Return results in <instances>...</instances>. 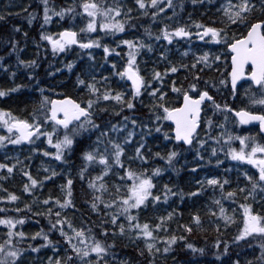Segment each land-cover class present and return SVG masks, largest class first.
Listing matches in <instances>:
<instances>
[{
	"label": "snow or ice",
	"instance_id": "obj_1",
	"mask_svg": "<svg viewBox=\"0 0 264 264\" xmlns=\"http://www.w3.org/2000/svg\"><path fill=\"white\" fill-rule=\"evenodd\" d=\"M40 2L43 4V22L41 28H43L44 25L53 22L52 16L59 18L55 21L59 24L60 20L65 19L66 15L70 14L73 17L76 15L73 7L62 8L57 12L55 9H50L48 0H40ZM135 3L141 9L146 7V0H135ZM193 3H195V0H193ZM150 5L155 6L159 12H163L164 8H168L172 5V0H167V3L164 4L163 8L159 7V0H150ZM80 7H82L83 12L87 13L88 20L86 26L79 29V31L94 32L97 27L103 30H111L113 33L124 31L125 24L121 22L120 19H111L112 16H118L121 13L123 10L122 5L116 4L115 6L106 7L103 5L102 0L101 3H97L96 0H82ZM256 9H259L261 13H264V0H238V3L236 4H233L232 0H228V6L224 8L223 12L226 19L222 20L221 27L205 25L199 21H194L193 23L197 29H199V31L194 34L189 30L191 27L190 25L181 24L177 21V26L175 27L165 24L158 33L148 31V35H155L157 41L161 39V36L169 42H172L174 37L195 38L200 41H204L206 37H210L212 41L223 43L226 45L227 49L230 50L227 53V55L230 56V71L225 74L224 78L219 79L218 83L214 82L212 86L218 90L221 86H226L230 94L234 97L237 96L238 93H241V90L243 89V95L248 97L249 104L260 105L262 110L255 111L250 110L247 107H239L237 109L227 102L220 104L214 100L212 95H210L207 87L202 88L200 86V73L204 68H212L216 61L221 60L220 55H213L208 51H204L202 54H198L191 62V66H189L188 63H173L172 61L167 60L165 52H160V58L166 60L169 66L164 69L163 73L153 68L150 78L146 79L139 71L136 57L138 51L142 48H147L151 51V44H145L139 37H136L135 41L133 39H120L116 42V45L113 46L102 44L99 36L82 39L78 37L77 30L71 26L72 21H69V26L62 27L58 33L40 31V39L42 41H48L54 55L66 50V48L72 45H79L81 49H91L93 46L103 47L104 55L107 58L110 52H116V47L118 45H126L128 48L127 61L121 69L116 72V75L121 78L126 77L127 80L131 81V96L126 98L122 91H113L111 87H107L103 92H100V89L96 86L95 77L86 82L79 74H77V83L80 85H86L90 90V94L86 101L78 102L76 99L67 95L62 99L42 96L39 109L33 110L31 120L16 118L11 112L0 108V121L3 122L8 133L12 134L11 136L0 135V146H3L5 141L9 144L17 145L20 144L21 141L32 142L36 138L46 136L47 143L50 145L54 144L56 151L49 152L44 151L43 149L39 150L43 151L45 156H54L57 160H64V151L66 149L73 153L76 151L73 147L74 143H79L74 140L76 136H79L88 128H99V125L91 119V109L95 104L100 101H108L111 99L119 103L122 108L126 107L127 109L132 110L135 108L134 99L140 97L142 91L148 90V87L152 85L154 80L163 84L164 77L169 73L176 74L178 69L186 70V75L183 79L188 81L187 87H184L183 84L177 85L174 77L171 81L170 87L171 90L177 94L178 100L182 96V103H179L176 107L169 106L166 102V92L162 88L151 87L149 92V95L155 100L154 107L157 110L154 115V120L156 121L154 130L157 133H162L165 140L171 139L189 146H192L194 141L197 145H205V139H197L198 125L201 122V105L202 103L206 105L209 102H211L214 110L223 111L225 113H235V117L238 118L239 123L248 124L252 121L258 122L260 131L264 132V19L249 18L250 14ZM127 11H131V9H128ZM98 15L100 17L99 22L97 20ZM156 15L157 12L152 13L153 17H156ZM34 16V12L28 13L27 18L29 24L32 23ZM3 18V15H0V19ZM126 19L130 20L131 17H127ZM229 25L234 28H243L245 34H237L236 32H233L230 36L228 29ZM13 28L16 31H20V25H14ZM26 35L27 33H25V36ZM10 43L12 45L10 52L17 53L15 58L17 65H24L25 67L29 65L37 66V61L35 59H21L17 48V41L15 39H12ZM186 52L187 50H185V54ZM88 55L90 57L92 56L91 51L88 52ZM3 59L4 57L0 56V61ZM110 62L112 63L113 71H115V61ZM65 66L68 69H72L73 62L69 61ZM8 67V64H0V68L2 69H8ZM198 68L199 70H197ZM55 71H59V69H55ZM189 74L191 75L190 80L188 79ZM9 75L15 76L16 73L12 71ZM28 75L34 77V73L32 72H29ZM49 75H51V73H49ZM100 79L105 80L107 83V77L102 76ZM205 84H207V81H205ZM21 87L22 85L15 84L14 88H0V97H4L9 92H13ZM37 90L42 93L44 88L41 86ZM104 110L105 109L101 108V111ZM5 113H7V116L9 117L8 119L5 118ZM82 117L83 119H81ZM227 118V114H225V121H227ZM122 119L127 121L130 117L124 116ZM165 120L173 121L175 127L165 130V128L162 127ZM46 121L52 122L50 131L44 130L43 126ZM131 123L135 125L137 124V120L132 119ZM207 124H212L211 118H208ZM219 126L221 125H218V127ZM142 127L147 129L149 125L143 124ZM119 128H126V125L123 123L111 125V130L118 131ZM108 131L109 129L105 128L101 131L100 135L96 136L95 143L97 146L95 148L85 150L81 153L86 162L85 166H87V163L98 162L103 169L99 174L88 180V186L93 189L94 193L97 188L106 189L105 183L101 181V183L97 184L95 181H100L101 177L105 176V174L111 170L113 165H120L123 167L121 156L122 153L125 152V149L122 147V144L125 141L131 140L133 137V132L127 131L124 141L117 142L115 139L109 138L108 143L112 145L113 148V151L111 152L112 161L110 163L107 146L105 147L104 152L99 151V144L102 143L101 137L107 136ZM61 132L63 133L62 135ZM205 135H207V133H205ZM219 135L228 142L233 139L239 140L241 145L239 149L230 147L227 151V155L230 156L232 160L241 162L246 161L248 164L254 165L258 170V175H249L247 171H243V176L251 185V191H248V195L244 197V200L247 201L250 196H253L257 188L264 191V144L256 143L254 138L246 136L234 137L232 134L226 132H221ZM12 136H15V139H12ZM210 138L212 140H218L216 136ZM250 139L252 142L248 144ZM246 145L248 146L246 147ZM144 148L145 144L141 137V141L134 149L136 158L141 161L149 159V157L144 155V152L142 151ZM36 150L37 149L35 148L33 149V151ZM210 151L212 155L215 156L217 148L212 147ZM220 151H224L223 147L220 148ZM153 155L157 157L162 156L160 152H155ZM176 156V150H169L162 158L171 164L173 158ZM196 156H200L199 150L196 151ZM201 159H203V157H201ZM15 163L19 164L20 161L17 160ZM220 163L221 161L217 159L216 164L219 165ZM13 167V164L0 162V169H6L8 173L13 172ZM198 167L199 165L197 164L192 170L195 171ZM21 170L23 175L27 177V182L23 184L24 192H32L36 186L43 187V181L49 180L50 177H55L57 175L55 170H49V175H45L38 180L33 177L29 171L23 168ZM84 171V168L79 169L81 179L84 178ZM161 171L162 169L159 166L152 169L141 168L140 171H135L130 166L125 167L122 175L131 178L132 183L127 185L124 194H121L122 186L120 184H115L114 188L116 190V195L114 199L103 201L100 196H95L90 202L93 211H99L97 205L101 202L105 204V208H112L115 206L114 212L102 213L103 216L108 217L110 220L109 226H105V220L100 221L101 231L103 233L111 231L113 235H116L117 233L124 235L127 230L128 234L131 235L134 231L135 237L145 239V247L148 253L153 256L161 251L159 247H156L155 242L157 239L165 242L163 246L164 253H169L171 246L178 239L185 240L183 235L177 236L175 232L170 235L157 237L154 235L153 230L150 229L148 222L141 223L139 221L137 213L144 210L141 206L146 207L149 198H151L150 202L155 205L157 201L163 200L167 202L169 197L178 194L172 191V186L169 184L163 185L162 192H154L155 183L153 177ZM117 174L121 175V173ZM196 183L200 184L201 182L196 181ZM206 183L208 185L218 186L221 191H223L225 184H227L228 181L226 178L221 179L220 177L213 175L206 178ZM72 184L73 179L69 175L66 178V181L61 185L62 189L66 190L62 199L52 195L43 199V204L47 205L49 204V201H53V206H58L60 209L55 211V213H53L51 207L47 209L49 224L51 225L47 231L43 228L31 233H28L23 229L17 230L16 225H23L26 219L25 216H20L18 219L11 216H0V225L7 226V238L3 243H0V264H31V262L26 259L31 253L39 252L41 248L46 245L52 246L53 250H55V248L59 246V242L53 241L50 238V233L53 231H58L60 233L63 241L67 243V246L71 251L66 252L64 259H61L59 255L48 257L49 264H77V261L79 264H109L107 255L115 241L113 240L105 244L103 240L97 238V236L92 233L91 229L85 230L84 228H77L73 225L70 218L62 216L61 214V210L72 205ZM246 188L247 185L239 186L237 189L229 188L224 195L227 198L232 199L236 196L237 191L243 193ZM5 191L7 190L5 189ZM201 191V187H196L192 192L185 194L181 189L180 194L194 196ZM0 200L16 201L18 200V197L15 193H9L6 196L0 195ZM215 204L220 206L218 215L223 218L226 222L224 226L227 227V224L232 223V218L225 214V208L222 206L220 199H216ZM23 207L28 211H31V207L28 203H25ZM240 207L243 209V226L238 230L235 240L243 242L244 238L249 237L252 234H260L261 236H264V216L253 211L250 203L245 202L241 204ZM133 209L136 210L135 213L132 211ZM16 211L20 212L21 209L17 208ZM211 211L212 210L209 209V212ZM175 212L176 210H173L169 211L166 216H159L158 222L152 225V229H162L167 231L166 221L170 220L175 215ZM117 214L122 215L124 220L118 219ZM34 215L39 216L43 215V213L37 212L34 213ZM53 216L55 219H53ZM65 224L67 225V228H65ZM193 224L197 228L203 230L201 216L198 213H192L191 221L179 225V227L190 233L193 231ZM219 228L220 225L217 223V231H219ZM29 236L30 239L27 241V248L18 247L13 244V237L24 239ZM37 238H42L43 243L33 244L32 241H35ZM213 244L217 249L222 247V251L218 250L212 253V255L216 257L217 264H225V260L227 261V264H241V261L238 258H233L230 253L228 242H222L217 238L213 241ZM6 247L7 251H4ZM186 247L193 252H204V248L197 249L192 243H187ZM260 248L261 255L256 259L260 261L261 264H264V243H261ZM137 251H139V249ZM90 253L95 254V261L90 257ZM141 255H143L142 252ZM222 257L225 259H221ZM120 264H127V261H121ZM149 264H154V262L149 261ZM191 264H194V262H191ZM247 264H252V261H247Z\"/></svg>",
	"mask_w": 264,
	"mask_h": 264
},
{
	"label": "rangeland",
	"instance_id": "obj_2",
	"mask_svg": "<svg viewBox=\"0 0 264 264\" xmlns=\"http://www.w3.org/2000/svg\"><path fill=\"white\" fill-rule=\"evenodd\" d=\"M31 1V0H29ZM77 4H74V11L76 15L73 17L71 15H67V17L64 19L63 22H59L57 24L56 16H52V23H49L47 25H44L43 28L38 29V31H46L48 33H58L62 27L69 26V21H72L71 26L77 30L78 37L82 39H88V38H95L99 36L101 38L102 44H109L110 46L116 45V42L120 39H133L135 41L136 37H139L145 44H151L152 50L149 51L147 48H142L138 51L136 61L139 68V71L141 75L145 76L146 79L150 78V74L153 68L161 71L163 73L164 69L168 67L166 60H162L159 56L160 52H165L167 60L172 61L173 63H188L189 66H191V62L196 58L198 54H202L204 51H208L210 54L213 55H220L221 60L216 61L212 68H204L202 72H206V74H212L211 72L214 70V72L217 70H224V64L226 62V58L228 57L227 53V47L223 43H217L216 41H212L210 37H206L204 41H200L195 38H176L174 37L172 42H169L165 40L162 36L159 41L155 39V35L149 36L148 31H151L152 33H158L159 30L165 25L168 24L171 27L177 26V21L181 24L190 25L189 28L190 31H192L194 34L199 31L194 21L201 22L202 19H194L189 20V15H192L194 13H197L198 11L201 12L199 9L200 5L202 4V0H195V3H193V0H183L181 3L178 4L177 0H172V5L168 8H164L163 12H159L155 6L150 5V0H146V7L144 9L139 8V6L135 3V0H102L104 6H115L116 4L122 5L123 10L118 16H112L111 19H120L121 22L125 24V28L123 32H115L113 33L111 30H103L97 29L94 32H81L79 29L84 28L87 24L88 15L87 13L83 12L82 7H80L82 0H76ZM213 4L217 6V9L220 12V15L222 17V20H225L226 17L223 15L224 8L228 6V0H212ZM9 2V3H8ZM97 3H101V0H96ZM167 3V0H159V7L163 8L164 4ZM233 4L238 3V0H232ZM15 12V8L18 6L17 2L14 0L12 1H4L3 4L0 5V10L5 8L7 10V7ZM198 6L197 12L194 11L195 7ZM18 9V8H17ZM20 9V7H19ZM25 9L24 6H21V9L19 12H23ZM50 9H55L57 12L59 11L58 7L56 5H53L50 7ZM128 9H131V11H127ZM153 12H157L156 17L152 16ZM256 12H259V9L254 10L249 18L251 16H254ZM147 13V14H144ZM185 14V15H183ZM127 17H131L130 20L126 19ZM99 15L97 17V20L99 22ZM206 19V18H203ZM135 22V23H134ZM206 22H209L211 26H214L217 24L213 20L206 19ZM29 23V22H28ZM222 26V24H220ZM26 31L30 29L29 24H24L22 26ZM232 26L229 25L228 29H231ZM147 29V31H146ZM242 28L232 29L233 31L241 30ZM231 33L229 32V35ZM231 36V35H230ZM44 42L48 43V41L43 40ZM42 45H44L42 43ZM45 47V46H44ZM73 48V47H68ZM75 48H77L80 52L72 51V61L73 66L72 69H68L66 66H63L59 71L63 70V72H71L74 70V67L78 65V72L76 74H80L81 78H83L86 82L91 80L93 77L96 78V86L100 89V92H103L105 88L111 87L113 91L120 90L124 93L125 97H130L132 94L131 87L128 86V88L124 85V82L127 83L126 78H121L120 76L116 75V72H118L121 67L126 63L127 61V52L128 48L126 45H118L116 47V52H110L108 54V57L106 58L104 55L103 47H95L93 46L91 49H81L79 45H76ZM32 49H37L35 46L32 47ZM185 50H187L185 54ZM46 51V48H45ZM66 51V50H64ZM91 51L92 56L90 57L88 55V52ZM118 53V54H117ZM19 53L21 59L23 57V54ZM16 55L17 53H13V56L8 57V59H3L0 61V64H8V69H2L0 68V88H3V85L9 84L5 89L14 88V76L9 75L10 72L14 71L16 75H18L19 72L22 71L23 66L17 65L16 63ZM229 58V57H228ZM25 59V58H24ZM110 61H115L116 63V70L113 71L112 63ZM79 63V64H78ZM27 68V67H24ZM199 70V68H198ZM15 75V76H16ZM186 75V70L184 69H178V72L176 74L169 73L167 76L164 77V82L170 84L173 77H179L177 78L178 81H176L177 85L183 84L184 87H187V80H184L183 77ZM201 75V74H200ZM24 76V75H23ZM105 76L107 77V83L105 80H101L100 77ZM202 76V75H201ZM203 77V76H202ZM188 79H191V75H188ZM204 83H201L204 87H207V90L209 92L213 91L214 93H218L222 90L221 88L218 90L217 88H214L212 85L214 83L213 80H203ZM205 81H207V84H205ZM79 87H84V89L77 94H81L83 96V101H86L88 99V96L90 94V90L86 87V85H80ZM151 87H158V88H164V83L160 84L158 81H153L152 85L148 87V90L142 91L140 94V97L134 99L135 108L132 110L127 109L126 107H121L119 103L116 101H113L109 99L108 101H100L99 103L95 104L93 108L91 109L94 116L91 117L93 122L97 123L99 125V128L92 129L88 128L87 130L83 131L79 136H84L89 141V147L87 150H90L91 148H95L97 145L95 143L96 136L100 135L101 131H103L105 128L109 129L107 136L101 137L102 143L99 144V151L104 152L105 147L108 148V155H109V162L111 163L112 157L111 152L113 151L112 145L108 143L109 138L115 139L117 142L124 141V137L127 134V131L133 132V137L131 140L125 141L122 144V147H124L125 152L122 153V160H123V167L120 165H113L111 170L105 174V176L101 177L100 181H95L97 184L105 183L106 189H99L97 188L95 190V193L93 192V189H91L88 186V180L91 177H94L95 175L99 174L103 169L101 165L98 162H91L87 163L83 158V167L85 169L84 171V178L81 179L80 175L76 178V183L80 187H83L86 191L83 192L81 196V199L84 200V205H90L88 204V201L91 202L95 196H100L103 201H110L111 199L115 198L116 190L114 188L115 184H120L121 187V194H124V190L126 189L128 184L132 183L131 178L127 176H123V170L125 167H131L135 171H140L141 168H148L152 169L157 166H159L162 171L159 174L154 175V183H155V191L154 192H161L163 191V185L168 184L170 175L172 177V174L170 173V169L173 171V168L167 164V161L163 159H157V156H154L153 154L155 152H160L161 154L167 153L169 150H172V144H174L173 140H165L163 138L162 133H157L154 130V125L156 121L154 120V115L156 114V109L154 107L155 100L153 97L149 95V92L151 90ZM255 90V89H254ZM18 89H16L13 92H9L6 96L0 97V108L6 109L8 112H12L13 116L19 119H26L31 120L33 115L34 109H39V104L42 99V96H51V94L47 95L44 91L41 93L40 91H37L35 95H33L32 98L27 99V107L30 108L31 112L27 113L26 107L17 106V103H14V97L16 95V92ZM177 95V94H176ZM53 98V97H50ZM56 98V97H54ZM177 99V96L172 97V99ZM182 98V96L180 97ZM231 101L238 104V107H247L250 110H262L260 105H252L249 104L248 97L243 95V89L241 90V93H238L237 96H232ZM5 107V108H4ZM11 108V109H8ZM101 108L105 109L104 111H101ZM97 109V110H95ZM116 109V110H114ZM151 109V110H150ZM103 113L104 115H101L100 113ZM7 113H5V118L8 119L9 117H6ZM124 116L130 117L127 121L123 120L122 118ZM227 121H225V114H222V116L219 119V122L217 126H212L211 128H208V126H205L203 131L200 133V136L198 139L203 138L206 141L205 145H195L191 146L187 149V153L190 154V167L189 170L191 171L192 168H194L195 165H199L198 168L195 169V171H191L193 175V184L196 187H201L202 191L200 193H197L196 195L192 196L191 199V205L194 206V209L197 210V205L204 208L205 213L208 214L210 217L216 218L215 224H219L220 226H224L226 223L223 218L218 215L220 206L215 204L216 199H220L222 206L225 208V214H227L230 218H232V223L227 224L232 225L234 223L235 219H238L239 222V229L243 226V209L240 207L241 204L247 202L252 205V210L259 213L261 216H264V191L257 188L253 194V196H250L247 201L244 200V197L248 195V191H251V185L246 180V178L243 176V171H247L249 175H258V170L255 168L254 165L248 164L246 161H235L232 160L230 156L227 155L226 157L223 154H220L219 160L221 163L219 165L216 164V160H210V149L212 147L220 146L223 144L224 150L228 151L230 147L239 149L241 147L240 142L238 139H233L232 141L228 142L223 139L222 136L218 137L215 133H221L226 132L229 134H232L235 136H246L250 138H254L256 143L264 144V137H261L260 134H254L253 129L244 130V132H241L240 129L237 128V123L233 119V117L230 115V113L227 114ZM132 119L137 120V124L133 125L131 123ZM51 121H46L44 124V130L50 131L51 130ZM123 123L126 125V128H119L117 130H111L112 124H119ZM215 123V122H214ZM143 124H148L149 127L147 129L143 128ZM205 124V123H204ZM167 120L163 122L162 127L166 128ZM237 125V126H236ZM203 127V126H202ZM171 128V127H170ZM207 133V135H205ZM63 133L61 132V135ZM0 135L5 136H11V133H8L7 128L4 127V124L2 121H0ZM216 136L218 140H212L210 137ZM141 137L143 138V143L145 144V148L142 149L144 152V155L148 156L149 159L146 161H141L140 159L136 158L135 155V146L141 141ZM12 139H15V136H12ZM55 139V134H54ZM171 141V142H170ZM252 141L251 139L248 141V144H250ZM198 146V148H197ZM248 145H246L247 147ZM37 149L36 151H33V149ZM157 148V149H156ZM39 149H43L44 151L49 152H55V146L54 144L50 145L47 143V137L41 136L39 138H36L32 142L24 143L21 141L20 144L13 145L9 144L5 141L3 146H0V162L3 163H9L13 164V172L8 173L6 169H0V174H5L7 178L12 180L13 186H16V189H19L23 186L25 182H27V177L23 175L22 168L29 171L33 177L40 180L43 176L49 175V170H55L57 175L55 177H50L49 180H55L56 186H53L57 191L55 193V197L63 198L66 190L62 189L61 185L66 181V178L68 177V172L63 170L65 166L62 164V160H57L54 156H45L43 151H40ZM200 151V156H196V151ZM67 149L64 151V156H66ZM203 157V159H201ZM227 158V159H226ZM17 160L20 161L19 164L15 163ZM203 160V161H201ZM210 167H214L217 172H221L222 176H218L216 173H213V169H210ZM220 169V170H219ZM117 173H121V175H118ZM196 174V175H194ZM217 176L221 179H227L228 183L225 184V187H229L230 184H233L232 188L237 189L239 186H245L247 185V188L245 192L240 193L237 191V198L238 200L235 201H229L233 202L232 207L227 204L229 202L222 200L220 191L221 189L218 186H212L208 185L206 183V178L209 176ZM168 177V178H167ZM46 180V181H49ZM233 180V182H232ZM46 181H43V187L39 186V191L44 190V183ZM196 181H200V184H197ZM172 186V191L176 192L173 184H169ZM224 187V188H225ZM14 189V188H13ZM23 189V188H21ZM217 189V190H216ZM34 190V189H33ZM209 192V194H208ZM33 194L32 192H21V196H23L25 199H29ZM211 194V195H210ZM84 195V196H83ZM32 201V200H30ZM151 198H149V202L147 203V206H141L143 208V211H140L137 213L139 221L141 223L148 222L149 227L151 230H153L154 235L157 237L170 235L168 232L170 231L171 234L173 232H176V212L175 215L168 221L167 223V231H164L162 229H152V225L158 222V217L161 215L166 216L169 211L176 210L175 205L177 204V198L175 196L169 197V200L167 202L160 200L157 201L156 204H152ZM119 203V202H118ZM1 205V204H0ZM54 202L51 204H48L46 206L43 204V206H46L44 208H52L54 210L58 206H53ZM98 208H101L104 212H114L115 206L112 208H105L104 203H98ZM58 210L59 207L57 208ZM209 209L212 211L209 212ZM66 209L61 210V214L65 212ZM134 213L136 212L135 209L132 210ZM197 211L200 212V209ZM202 214V212H201ZM118 215V219L124 220V217L120 214ZM105 217V216H104ZM176 217V219H174ZM108 221L110 222L109 218L106 217ZM21 225H16V229L19 230ZM77 228H86L84 226H76ZM216 228V226H214ZM225 227V226H224ZM65 228H67V225L65 224ZM22 229L28 233H31L33 231H37L36 227L30 221L29 219H26L24 221V224L22 225ZM0 231L7 234V226L0 225ZM87 234V233H86ZM111 234V233H110ZM58 236L60 237L62 244L65 245L61 247H56L55 251L53 250L52 246L47 247L44 246L41 248L39 252H42L39 259L34 258L33 260H30L31 264L34 262H39V264H49L48 257H55L59 255L61 259H64L66 256V249L68 248L67 243L63 241V238L61 237L60 233L58 232ZM107 234H104L102 239L105 244H107ZM113 238H120L122 239L123 243L125 242H132V241H141L143 245L145 246V239L144 238H137L133 233L130 235L128 234L127 230L124 235H120L117 233L116 235H109ZM251 236L258 237L261 239V243H264V236H261L260 234H252ZM249 236V237H251ZM7 237V236H6ZM246 237V238H249ZM13 244L16 246H27V241L30 239L29 237H25L24 239H20L17 237H13ZM107 239V240H106ZM245 239V238H244ZM5 240L1 238L0 234V243H3ZM159 239L155 242L156 247H158V244H160ZM33 243V241H32ZM261 245V244H260ZM260 245L254 246L256 254V258L261 255V248ZM243 247H240L239 249H242ZM71 250L70 248H68ZM4 251H7V247ZM45 252V253H44ZM34 254H37L34 253ZM108 253L107 258L109 260V264H120L121 261H126L123 258H120L116 255H110ZM30 256H34L33 254H30ZM90 257L93 261H95V254L90 253ZM253 263L261 264L260 261L255 259L252 261ZM77 264L79 262L77 261Z\"/></svg>",
	"mask_w": 264,
	"mask_h": 264
},
{
	"label": "trees",
	"instance_id": "obj_3",
	"mask_svg": "<svg viewBox=\"0 0 264 264\" xmlns=\"http://www.w3.org/2000/svg\"><path fill=\"white\" fill-rule=\"evenodd\" d=\"M4 1H12V0H0V5L4 3ZM17 2V7L15 8V12L12 11L9 6L7 7V10L5 8L0 10V15H3V19H0V56L4 57L5 59H8V57H12L13 53L16 52H10V49L12 47L10 41L12 39H15L17 41V48L19 53L23 54L22 59L25 58V60H31L35 59L37 61V66L29 65L27 68H24L23 66L22 71L18 73V75L14 76V85L20 84L22 85L21 88L18 89L16 92V95L12 98H14V103H17V106L26 107L27 113L31 112L30 108L27 107V99L32 98L33 95L38 91L37 89L39 87L44 88V92L49 95L50 97H56V98H63L65 95L71 96L73 99H76L78 102H83V96L81 94H77L78 92L81 93V91L84 89V87H79L80 84L77 83V72H78V65L74 67V70L71 72H63L61 71H55V69H61L63 66H65L70 60H72V51L80 52L77 48H66V51L58 52L55 55L52 52L51 45L49 43H46L40 39L39 33L41 28V24L43 22V4L40 2V0H14ZM178 4L181 3L183 0H177ZM9 3V2H8ZM49 7L56 5L60 11L62 8H68L73 7L74 4H77L76 0H48ZM199 9L201 12H197L198 6H194L197 13H194L193 16L189 15V20L194 19H202L201 23L205 25H210L209 22H206V19H209L210 21L213 20L217 24L214 26L221 27L220 24L222 22V17L220 15L219 10L217 9V6L213 4L212 0H202V4H199ZM21 6H24L25 9L23 12H19L21 9ZM20 7V9H19ZM18 8V9H17ZM74 8V7H73ZM34 12L35 16L33 18V21L31 24L28 23V13ZM70 15V14H69ZM185 15V14H183ZM67 17V15H66ZM65 17V18H66ZM206 18V19H203ZM261 18L264 19V13L256 12L254 16H251L250 19H256ZM59 18L56 17V21ZM63 20H60V22H63ZM135 23V22H134ZM24 24H29L30 29L26 31L22 26ZM14 25H20V31L14 30ZM232 29H237L232 27L229 29V32L232 34L233 32H236L237 34H245L244 29L236 30L232 32ZM25 33L27 35L25 36ZM230 34V35H231ZM42 43L44 45H42ZM36 47L37 49H32V47ZM45 46V47H44ZM46 48V51H45ZM71 52V53H70ZM21 54V55H22ZM10 55V56H9ZM229 57V56H228ZM226 58V62L224 64V70H214L211 72L212 74H206V72H201L200 79V86L203 88L204 86L201 83H204L203 80H213L214 82L218 83L219 79H222L225 77V74L229 72V58ZM79 64V63H78ZM198 70V69H197ZM29 72L34 73V77H30L28 75ZM51 73V75H49ZM24 75V76H23ZM80 75V74H79ZM81 77V75H80ZM175 78V77H174ZM179 77H176L175 80L178 81ZM171 84V83H170ZM170 84L164 82V88L163 90L166 92V102L169 106L176 107L181 101V98L178 99H172V97H176V93H174L171 90ZM9 84L3 85V88L5 89ZM124 85L128 88L129 84L124 82ZM214 100H216L218 103L223 104L225 102L230 103L233 107H238L237 103H234L231 101L232 95L228 91L226 86H222V90L218 93H214L213 91L209 92ZM5 108V107H4ZM11 109V108H8ZM97 110V109H95ZM92 111V110H91ZM12 113V112H11ZM100 113V111H99ZM230 112H223L219 110H214L213 106L210 103L206 104L203 107V115H202V121H201V127L198 132V137L200 136V133L203 131L205 126H208L207 120L208 118H211L212 124L208 126V128H211L212 126L217 127V123L219 122L220 117L222 114H228ZM13 114V113H12ZM101 115H104L103 113H100ZM92 116H94L92 112ZM8 117V116H6ZM215 122V123H214ZM205 123V124H204ZM238 125V124H237ZM236 125V126H237ZM203 126V127H202ZM167 130L170 128L169 125H166ZM238 129H240L241 132H244V130L237 126ZM254 134L258 135V132L256 130L253 131ZM218 137H220V132L215 133ZM75 141L79 143H74L73 147L76 149V151L70 152L67 150L66 156H64V160H62V164L65 166L63 170L68 172V176L70 175L73 179L72 187V205H69L66 207L65 212L62 213V216H67L71 219L73 225L76 226H84L87 229H91L92 233L97 236V238L102 239L104 234H107V242L115 241L114 245L109 249L110 255H116L120 258H123L127 261V264H149V261H153L154 264H191V262H194V264H217L216 257L212 255L215 251H222V247L220 249H217L215 245L213 244V241L217 238H219L222 242H228L229 243V249L230 253L232 254L233 258H238L241 261V264H247V261H254L256 259V254L254 253L255 248L254 246H259L261 244V239L258 237L251 236L249 238H245L242 241H236L235 236L238 234L239 230V222L238 219L234 220V223L232 225H228L227 227L220 226L219 231L215 227L207 226L203 227V218L204 214H201L202 211L198 212V214L201 216L202 221V228H197L194 224L192 225L193 231L192 232H186L184 231L179 225H183L185 223H189L191 221L192 212L187 211L188 208L191 206V199L192 196L188 195H182L180 194V190H183V193H189L192 192L196 186H194L192 180L193 175L191 171L189 170L190 167V154L187 153V148H184L181 145L172 144V150L177 151V156L173 158V161L171 164L167 161V164L173 168V171L170 169V173L172 174V177L170 175L168 184H173L174 189L177 195L175 197L177 198V204L176 207V232L175 234L177 236L183 235L185 237V240H177L172 246L169 253L163 252V246L164 241H160V244H158V247L161 249L160 253H157L155 256L150 255L146 249V247L143 245L141 241H132V242H125L123 243L122 239L120 238H113L109 235H112V232L109 231L108 233H103L101 231L100 221L105 220V226H109L110 222L106 217L102 215L103 210L101 208H98L99 211H93L91 209L90 205H84V200L81 199V196L83 192L87 194V191L83 187H79L76 183V178L79 177L80 172L79 169L83 167V156L81 153L89 147V141L84 136H76L74 138ZM171 142V141H170ZM196 145V142L194 141L193 146ZM223 147V144L220 146H216L217 152L215 156L210 153L209 157L210 160H217L219 159L220 154L225 155L226 157V149L221 152L220 148ZM198 148V146H197ZM157 149V148H156ZM224 149V148H223ZM167 153H163L162 156L157 157V159H163L162 157L165 156ZM227 159V158H226ZM165 161V159H163ZM203 161V160H201ZM210 169H213V173H216L218 176H222L221 170L220 172H217V170L214 167H210ZM196 175V174H194ZM233 182V180H232ZM57 183H55V180H49L44 183V190L39 191V186H36L33 190V194L29 199H25L23 196H21V192L24 193L23 188L20 187L19 189H16V186H13L12 180L6 177L5 174H0V195L6 196L9 193H15L18 197V200L16 201H8V200H0V216H11L14 218H19L20 216H25L26 219H29L32 221L34 226L37 230L40 228H43L45 231H47L50 228L49 219H48V213L47 209L44 208L48 206H43V199L48 197L49 195L55 196L56 189L53 186H56ZM233 184H230L229 187H225L223 191H220L222 200H225L227 202L238 200L236 196L232 199L227 198L224 193H226L229 188H232ZM14 188V189H13ZM5 189L7 191H5ZM217 190V189H216ZM155 191V188H154ZM162 192V191H161ZM80 194V195H79ZM209 194V192H208ZM211 195V194H210ZM84 196V195H83ZM32 200V201H30ZM53 201H49V204H51ZM25 203H28L31 207V211H28L23 207ZM88 204L90 202L88 201ZM231 207L233 205V202L227 203ZM20 208L21 211L17 212L16 209ZM58 207H56L53 210V213L57 211ZM43 213V215H34V213ZM25 219V220H26ZM53 219L55 217L53 216ZM225 225V224H224ZM5 226V225H4ZM22 229V225L19 228V230ZM111 233V234H110ZM1 238L6 240V233H3L0 231ZM168 234H171L169 231ZM50 238L53 241L59 242V246L61 247L65 245L62 244V241L60 237L58 236V231H53L50 233ZM36 243H43L42 238H37L35 241H33V244ZM187 243H192L196 246L197 249L204 248V252L201 253L199 251L193 252L191 249H188L186 247ZM23 247V246H18ZM49 247V245H47ZM240 247H243L242 249H239ZM24 248H27L25 246ZM66 252H70L68 248H65ZM139 249V251H137ZM55 251V250H51ZM141 252L143 255H141ZM45 253V252H44ZM34 256H28L26 259L28 261L33 260L34 258L39 259L42 252H37V254L31 253ZM238 254V256H237ZM109 255V256H110ZM221 259H225L222 257ZM33 264H39V262H34ZM225 264H227V261L225 260ZM252 264H257L256 262Z\"/></svg>",
	"mask_w": 264,
	"mask_h": 264
},
{
	"label": "bare ground",
	"instance_id": "obj_4",
	"mask_svg": "<svg viewBox=\"0 0 264 264\" xmlns=\"http://www.w3.org/2000/svg\"><path fill=\"white\" fill-rule=\"evenodd\" d=\"M76 45H72L71 47H75ZM227 51L229 52V50L227 49ZM229 64H230V56H229ZM229 71H230V68H229ZM126 78V77H125ZM126 81H127V83L129 84V86L131 85L130 84V82L127 80V78H126ZM211 95V94H210ZM55 99H62V98H55ZM180 103H182V98H181V101H180ZM230 115L233 117V119L235 120V122L238 124V126H240L243 130H248V129H253V128H255V130L258 132L259 131V129H258V127H250V128H245L243 125H241L240 123H239V121H238V118L237 117H235V113H232V112H230ZM167 124L171 127V128H174L169 122H168V120H167ZM200 127H201V123L199 124V129H198V132H199V130H200ZM173 135V134H172ZM22 142H24V143H28L29 141H22ZM175 144H177V145H181V146H183L184 148H190L191 146H189V147H187L186 145H184L183 143H177L176 141H173ZM192 206V205H191ZM197 210L198 209H200V211H202V214H204V218H203V227L205 228V227H207V226H211V227H214V226H216V224H215V222H216V218H214L213 216L212 217H210L208 214H206L205 213V210H204V208H202L201 206H199V205H197ZM197 210H195L194 209V206H192V207H190V208H188L187 209V211H191L192 213H198L199 211H197ZM191 213V214H192ZM174 219H176V217L174 218ZM176 225V224H175Z\"/></svg>",
	"mask_w": 264,
	"mask_h": 264
},
{
	"label": "water",
	"instance_id": "obj_5",
	"mask_svg": "<svg viewBox=\"0 0 264 264\" xmlns=\"http://www.w3.org/2000/svg\"><path fill=\"white\" fill-rule=\"evenodd\" d=\"M229 50V49H228ZM230 51V50H229ZM129 82H130V84H131V81L130 80H128ZM202 105H203V103H202ZM202 105H201V113H202ZM201 113H200V118H201ZM81 119H83V117L81 118ZM173 127H175V124H174V122L173 121H168ZM241 125H243L245 128H250V127H258V129H259V123L258 122H256V121H252V122H249L248 124H242V123H240ZM198 129H199V125H198ZM259 132H260V134L262 135V136H264V132H261L260 131V129H259ZM174 135V134H173ZM177 143H182V142H179V141H176ZM185 145V144H184ZM187 147H189V145H186Z\"/></svg>",
	"mask_w": 264,
	"mask_h": 264
}]
</instances>
